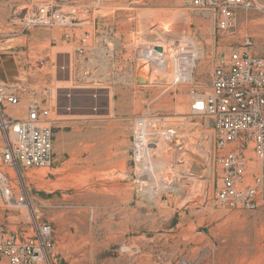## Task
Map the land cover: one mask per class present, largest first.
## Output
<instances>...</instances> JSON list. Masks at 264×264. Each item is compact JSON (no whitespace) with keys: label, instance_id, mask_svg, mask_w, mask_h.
I'll return each mask as SVG.
<instances>
[{"label":"rangeland","instance_id":"rangeland-1","mask_svg":"<svg viewBox=\"0 0 264 264\" xmlns=\"http://www.w3.org/2000/svg\"><path fill=\"white\" fill-rule=\"evenodd\" d=\"M42 2L72 23L25 27L20 18ZM250 2L222 32L190 0H0V82L25 87L20 106L46 104L56 119L53 165L10 174L32 210L0 202V231L30 232L34 211L52 224L57 264H264V208L215 203L214 131L189 111L190 89L207 92L218 57L264 55V0ZM152 46L171 51L167 66L145 59ZM184 51L192 79L176 80L173 56ZM141 61L147 83L136 81ZM141 115L156 144L148 175L130 161Z\"/></svg>","mask_w":264,"mask_h":264},{"label":"built area","instance_id":"built-area-1","mask_svg":"<svg viewBox=\"0 0 264 264\" xmlns=\"http://www.w3.org/2000/svg\"><path fill=\"white\" fill-rule=\"evenodd\" d=\"M194 7L211 11L219 31H231L236 9L248 7L250 0H190ZM74 17L62 8L42 2L20 18L25 27H65ZM246 44L250 40L246 39ZM145 58L158 64L171 54L154 46ZM246 48V47H245ZM164 51V52H163ZM184 51L173 60L179 72L176 80H191L195 57ZM160 67V65H159ZM186 72L191 77L187 78ZM18 83L0 82V202L32 210L25 187L16 192L10 171L18 178L22 168H48L54 163V123L46 104L29 101L22 108ZM189 111L206 116L214 131V149L219 164L215 203L229 210L264 208V55L235 48L227 57H218L210 75L206 93L190 89ZM149 115L135 119L130 161L141 174L152 173V150L149 140ZM172 133H169L171 137ZM154 145V147H152ZM19 182V181H18ZM20 184V183H19ZM171 188L170 191H173ZM30 232L19 229L0 231V260L9 264H57L53 256V228L32 211Z\"/></svg>","mask_w":264,"mask_h":264},{"label":"bare ground","instance_id":"bare-ground-1","mask_svg":"<svg viewBox=\"0 0 264 264\" xmlns=\"http://www.w3.org/2000/svg\"><path fill=\"white\" fill-rule=\"evenodd\" d=\"M162 47V46H161ZM164 50H165V48H163ZM151 52L148 54V57L149 56H151V54H153V51H154V48H152V50H150ZM158 52H160V51H158ZM164 52V51H163ZM166 52V51H165ZM192 58H194V54L192 55V57H191V59ZM168 60H169V58L166 56L165 57V59H158V61H156V62H159L160 64H162L163 66H167V64H168ZM175 60H176V57H175ZM161 65V66H162ZM162 66V67H163ZM146 63L145 62H143V61H141L140 63H139V71L137 72L138 74H140V75H144V76H147L148 77V81H149V79H150V77L148 76V74L146 73ZM163 69V68H162ZM186 73H188V72H186ZM11 173H14V176L17 178V176H16V173L14 172V171H10V174ZM21 177H22V174L20 175ZM18 179V178H17Z\"/></svg>","mask_w":264,"mask_h":264},{"label":"water","instance_id":"water-1","mask_svg":"<svg viewBox=\"0 0 264 264\" xmlns=\"http://www.w3.org/2000/svg\"><path fill=\"white\" fill-rule=\"evenodd\" d=\"M155 49L157 51H161L162 48H161V46H155ZM135 77H136V81L138 83H147L148 82V77L147 76L140 75V74L136 73Z\"/></svg>","mask_w":264,"mask_h":264},{"label":"crops","instance_id":"crops-1","mask_svg":"<svg viewBox=\"0 0 264 264\" xmlns=\"http://www.w3.org/2000/svg\"><path fill=\"white\" fill-rule=\"evenodd\" d=\"M103 123H106V122H100V124H103ZM59 159L61 162L65 160L64 156H61Z\"/></svg>","mask_w":264,"mask_h":264}]
</instances>
